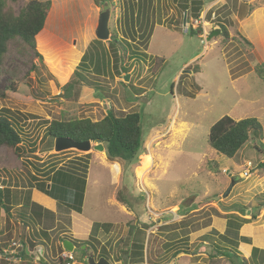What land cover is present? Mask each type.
<instances>
[{
    "label": "rangeland",
    "instance_id": "rangeland-1",
    "mask_svg": "<svg viewBox=\"0 0 264 264\" xmlns=\"http://www.w3.org/2000/svg\"><path fill=\"white\" fill-rule=\"evenodd\" d=\"M31 1L52 4L43 29L46 38L38 45L36 37L43 61L34 59L32 70V53L13 48L0 76V92L6 95L0 97V112H10L24 141L16 152L0 149L1 188L13 187L22 201L9 204L7 211L0 203V264H60L64 243L58 238L69 231L71 214L92 221L91 233L101 226L92 245L114 260L135 244L144 254V263L138 264H232L203 245L202 229L210 226L212 216L225 218L221 213L233 210H243L247 219L264 215L257 208L264 196V63L262 53L260 59L246 41L255 28L245 31L237 22L264 7V0H227V6L223 0H206L199 19L192 10L185 11L189 0H22L11 5L18 11ZM106 5L111 38L100 41L96 30ZM221 23L232 35L227 44L224 33L209 41L221 31ZM155 57L165 59L158 75L151 72ZM69 82L72 88L66 92ZM112 109L119 117L134 112L142 116L144 148L132 165L111 162L105 150L94 148L59 153L56 139L47 136L52 120L99 121ZM224 116L256 118L262 125L233 159L218 154L209 142L211 127ZM249 163L252 175L245 178ZM73 164L79 170L70 189L77 194L85 190L81 211L75 197L66 211L65 203L38 187L50 182L46 172L51 168ZM233 179V191L224 197ZM125 200L135 217L121 208ZM54 204L59 222L43 215L44 224H39L41 214L52 212ZM52 225L57 229L46 232ZM253 226L240 235L254 238L261 250L257 245L264 242V218ZM44 234L55 235L51 249L46 247L53 258L46 263L31 245ZM100 237L112 241L103 243ZM64 238L76 245L75 259L81 264L90 238ZM168 242H173L170 249ZM24 243L29 255L22 256ZM178 250L189 254L176 259ZM249 264H259V258Z\"/></svg>",
    "mask_w": 264,
    "mask_h": 264
},
{
    "label": "trees",
    "instance_id": "trees-1",
    "mask_svg": "<svg viewBox=\"0 0 264 264\" xmlns=\"http://www.w3.org/2000/svg\"><path fill=\"white\" fill-rule=\"evenodd\" d=\"M21 1L22 0H0V76L2 74V69L4 67L6 58L11 53L13 48L20 54H22V51L25 49L32 53V56L29 60L30 64L32 65V70L36 68V64L33 63L34 59H37L41 63L43 61L42 55L37 50L36 37H38V45L46 38L47 34L43 29L51 9V1H31L25 5H22L21 8L16 11L14 7H12L11 3L16 5L21 3ZM205 1L206 0H189V5L188 1L185 5V11H189V9L192 10V12H194V16L199 19L201 17L203 8L207 4ZM191 6H193L192 9ZM108 8L109 5H106L104 10ZM211 11L212 9L210 12ZM221 26V31L219 30L217 32H219L220 35L224 33V43L227 44L232 40V38L227 27L225 25L223 26V23H221ZM237 35L240 36L241 34L239 33ZM247 42L248 45L253 48V45L249 41ZM68 54L72 55L73 51L69 50ZM84 60L86 61V55H84L81 64ZM164 63V58L155 57L151 72L154 75H158L164 66ZM76 73H79V70H77ZM29 74L30 73H27L23 79H25ZM13 77H17V75L13 73ZM12 86L14 88V85ZM71 88L72 83L69 82L64 86L63 89L67 92ZM5 96V93L0 92L1 98ZM17 125H19L18 122L16 123V120L13 119L9 111L5 110L2 113L0 112V149L12 150L15 152L19 150V146L22 145L24 141ZM261 131L262 125L256 118H248L237 121L230 116H224L210 129V146L218 154L226 158L233 159L249 142L251 139V134L253 132ZM47 136L56 140L70 139L78 143L88 141L92 142L93 144L102 143L109 161H123L127 165H132L143 152L145 133L143 131L142 116L140 113L134 112L119 117L112 109L109 111L107 116L99 121H93L89 118L52 120L49 122L47 127ZM78 170V167L74 164L71 165V167L66 166L61 167L60 169L53 167L51 170L46 172V174L51 177L50 188L47 189L48 183H39V188L52 198L61 200V202L65 203L66 211L70 210V203L73 202L71 197H75V199H78L79 205V207L76 209L79 210L83 206L85 190H82V194H77L76 192H72L70 189L72 182H74L73 177L78 174ZM85 170H87V168H85ZM85 173L86 172H84V174ZM1 187L2 186L0 185V203L5 211L9 209V204L12 207L14 201L22 203L12 187ZM121 203L125 205L127 204L128 207H131V204L128 203L127 200L122 201ZM257 208L258 211L264 209V196L259 199ZM233 211L241 212L240 210ZM41 215L42 216L39 224H44L42 221L43 215H45L47 219L51 217L53 221L57 219L55 213L53 212L45 211ZM225 218L227 219L226 232L224 234H220L217 230L213 229L208 235L203 237L202 243H209L208 247H210L216 253L217 258L223 257L233 264L239 263L233 260L232 255L237 257V261L240 259L241 264L253 263L256 258H259V264H264V250L254 247L252 249L251 256L248 258L244 257L242 253L239 252L241 243L251 244V239L249 236H241L240 234L245 232L246 226L250 225L252 221L242 219L238 215H228ZM256 218L257 215L253 214V219ZM70 221L71 220L68 218V224H70ZM45 223L47 229V222L45 221ZM165 226L167 229L172 227V225ZM53 228L54 227L52 225L50 229L45 231L48 232ZM101 229L102 228L100 225L99 227H96L95 225L93 228V232L90 235V240L87 241V245L89 247L87 246L85 248L83 262L88 263V258L91 256L100 260L105 255L106 256L104 258H107L108 261L112 260L108 252H99L98 248L92 245L94 241H97V236ZM60 240L61 244L63 245L66 239L60 238ZM182 241L184 240H181L180 242ZM172 243L173 242H168L166 244L168 249H170V245ZM35 244L36 245L31 242V245L34 248L38 245V243L36 242ZM23 245H25V247L22 249L21 255H29V251H26L28 244L24 243ZM90 247L93 248L94 253L91 251ZM138 247L139 249H137L136 245L134 244L133 249L127 248L124 254L117 258V261L121 262L122 264L144 263V254L141 251V247ZM233 248H235L239 254L234 252ZM61 251V254L67 251L65 250L64 245ZM0 253H4V250L0 249ZM75 253L76 250L72 252L74 259ZM181 253L189 254V252L186 250H178V252L174 253L173 257L176 258ZM213 258H215V256H211V259ZM65 261L68 262L71 260ZM65 261L62 259V257L59 259L60 264H64Z\"/></svg>",
    "mask_w": 264,
    "mask_h": 264
},
{
    "label": "crops",
    "instance_id": "crops-1",
    "mask_svg": "<svg viewBox=\"0 0 264 264\" xmlns=\"http://www.w3.org/2000/svg\"><path fill=\"white\" fill-rule=\"evenodd\" d=\"M218 1H220V0H218ZM220 3L222 4V6H227L228 5L227 0H223ZM216 6H219V5H216ZM215 8L216 7H214L212 9V11ZM250 8H251V6L249 7V10H250ZM237 22L241 24L240 25L241 27L243 26L245 28V31L248 30V29H250L251 27H254L255 28L254 31L251 32V35H246L247 36L246 40L249 41L253 45V51L255 50V53H257L259 55L260 59H261V56H260L259 53H262L263 60L261 59V61L264 63V7L257 8L256 10L254 9L249 14V16H247L245 18H243V16H242V18H237ZM200 37L204 38L202 35H200ZM105 155L107 157L106 151H105ZM48 184L50 186V182ZM38 187H39V185H38ZM42 196H44V195L42 194ZM57 206H58L57 204H54L53 205V208L51 209V211L53 213H56L57 214V210H58ZM120 206H121V208L125 209V211H127V213H128V211H130V213H129L130 216H132V217H135L136 216V214H135L136 212H135V209L134 208L128 207L127 204L125 205L123 203H121ZM174 207H176V208H178L180 210V207L179 206H174ZM242 211L243 210H241V212L231 211L229 213L228 212L227 213L226 212L225 213H221L220 212V213L222 215H224V216H228V215H238L242 219L252 221L250 225H247V226L245 225L246 228L250 227L251 229H254V226H253V222L254 221H256L258 219L262 221V219L264 218V215L261 216V214L259 213L257 215V218L256 219H253L252 218L253 214H252V216H251L250 219H247L246 217L243 216L244 214L242 213ZM250 212H252V211H250ZM154 214H156V213H154ZM158 214H161V213H158ZM72 217H73V220H72ZM80 217H81L80 220H78V219L75 218V215L74 214H71L70 215L71 225L69 227V231L67 233L61 234L60 237L58 238V240H60V238H64L65 236H67V234L69 236H73V238H75L76 240H81V241H83V240L86 241V240H88L90 238L91 228H92L93 222L92 221H89L88 219H86L82 215H80ZM210 219H211V224H210V226L202 229L203 231L205 230L204 235H202V236H205V235L209 234L213 229L217 230L220 234H224L226 232V230H227V219L226 218H222V217L220 218L219 216H215V217L212 216ZM168 225H171V224H168ZM56 229H57V227H54L53 229H51L48 232H53ZM262 230H264V229H262ZM203 231H201V232H203ZM197 233L198 234H202L200 232H197ZM40 237H41V239L38 240L39 238H37V236H35V239L37 240V243H40V244L37 245V247L35 249L37 250V255H39V257L41 259L43 258L44 259V262H48L49 258H53V253L50 252L48 250V248H46V247L49 246V249H51V245L54 242L53 240L55 238V235H50V236L41 235ZM48 239L51 242H49ZM250 239H251V244L241 243V247L239 248L240 249V252H245L242 255L244 257H246V258H248V257L251 256L252 249L255 247L254 238L252 239V237H250ZM36 240H34V241H36ZM100 240H102L103 243H107L108 241H110V242L112 241L110 239V237H103L102 239L100 237ZM252 240H253V243H252ZM60 242H61V240H60ZM34 243H36V242H34ZM203 244L206 245L207 247L209 246V243H207V242H204ZM73 245H74V251H75L76 250V245L75 244H73ZM257 246L260 247L261 250H264V242L263 243H258ZM110 253H112V252H110ZM44 255H46V257ZM182 256H184V255L183 254L182 255L179 254V256H177L176 259L177 258H181ZM111 259L112 260L109 261L111 264H122L121 262L117 261V258L114 260V257H113L112 254H111ZM74 260L75 261L72 262L71 264H79V263H77L76 259H74ZM83 263L84 262H82L81 264H83ZM145 264H147V263L145 262Z\"/></svg>",
    "mask_w": 264,
    "mask_h": 264
},
{
    "label": "water",
    "instance_id": "water-1",
    "mask_svg": "<svg viewBox=\"0 0 264 264\" xmlns=\"http://www.w3.org/2000/svg\"><path fill=\"white\" fill-rule=\"evenodd\" d=\"M110 24V10H107L105 12H102L99 18L98 22V27L96 30V37L100 41H109L111 38V32L109 28ZM185 24L187 25V20H185ZM219 32H215L212 34V36L209 38V41L215 36H217ZM130 76H127L125 78V81H129ZM92 148L98 150V151H104L105 148L102 143L94 144L90 141L88 142H83V143H78L70 139H57L56 140V151L57 152H64L68 149H78L83 152H89L92 150ZM236 183V180L233 179L232 184L230 185L227 193L224 195V197H228L232 189L234 188V185ZM50 188V186H49ZM64 248L68 252L72 253L74 251V245L70 241H65L64 242ZM29 253V252H28ZM41 262H44V259H41ZM88 264H111L107 259L101 258L99 261H97L94 257H89L88 258Z\"/></svg>",
    "mask_w": 264,
    "mask_h": 264
},
{
    "label": "built area",
    "instance_id": "built-area-1",
    "mask_svg": "<svg viewBox=\"0 0 264 264\" xmlns=\"http://www.w3.org/2000/svg\"><path fill=\"white\" fill-rule=\"evenodd\" d=\"M197 23H198V21H197ZM189 30V29H188ZM249 169H250V171H248V172H246L245 174H244V177L245 178H250L251 177V175H252V172H251V170H252V164L251 163H249V167H248ZM62 259L63 260H74V257H73V254L72 253H70V252H64L63 254H62Z\"/></svg>",
    "mask_w": 264,
    "mask_h": 264
},
{
    "label": "flooded vegetation",
    "instance_id": "flooded-vegetation-1",
    "mask_svg": "<svg viewBox=\"0 0 264 264\" xmlns=\"http://www.w3.org/2000/svg\"><path fill=\"white\" fill-rule=\"evenodd\" d=\"M103 11H105V10L103 9Z\"/></svg>",
    "mask_w": 264,
    "mask_h": 264
}]
</instances>
